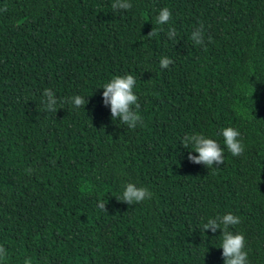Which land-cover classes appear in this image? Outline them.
Wrapping results in <instances>:
<instances>
[{
    "label": "trees",
    "instance_id": "1",
    "mask_svg": "<svg viewBox=\"0 0 264 264\" xmlns=\"http://www.w3.org/2000/svg\"><path fill=\"white\" fill-rule=\"evenodd\" d=\"M114 2L0 0V264H224L222 230L203 225L228 213L248 264H264V0ZM128 74L135 129L102 97ZM76 95L85 107L67 103ZM227 127L241 133L239 157ZM196 134L220 145L222 165L188 160L198 153L181 143ZM128 183L152 197L119 201Z\"/></svg>",
    "mask_w": 264,
    "mask_h": 264
},
{
    "label": "clouds",
    "instance_id": "2",
    "mask_svg": "<svg viewBox=\"0 0 264 264\" xmlns=\"http://www.w3.org/2000/svg\"><path fill=\"white\" fill-rule=\"evenodd\" d=\"M114 10H129L132 8V4L129 0H115L112 4ZM171 12L167 7L162 8L156 17V23L158 25H164L171 19ZM204 28L201 25L194 30L190 39L195 45L204 44ZM156 35V30L152 29L147 36L149 38ZM169 38H175V29H170L168 32ZM211 38L209 37V41ZM160 67L167 69L173 61L168 57H163L160 60ZM136 85V79L133 75L128 74L125 76H116L110 82L105 83L101 88L103 89L102 97L105 106H110L111 119H119L120 123L126 125L129 129H135L138 124L142 125V117L138 113L140 104L138 103V97L134 94V86ZM43 96L45 97L46 108L48 111L57 112L58 100L55 93L51 89H44ZM67 103L73 107H85L87 101L80 95H76L67 99ZM223 142L227 146L228 151L234 157L241 156L245 147L240 139L241 133L233 128L227 127L222 130L221 133ZM192 143L194 151L198 155H192L191 152L188 155V160L194 164H203L207 168L212 166L219 167L224 163L223 149L213 139L206 138L203 134H196L186 136L182 145L188 148V144ZM152 193L146 187H137L133 183H128L125 186L123 195L119 198L128 205L134 203H140L145 199H150ZM99 209L106 211V204L98 203ZM240 217L231 213L223 216H217L214 219H209L207 223L203 225L204 231L211 230L215 233L218 229L222 230L221 246L222 256L224 258V264H248V252L246 248L245 236L242 233L234 234L229 230L230 226L239 224ZM7 252L3 246H0V261L6 258ZM24 264H31L30 259H26Z\"/></svg>",
    "mask_w": 264,
    "mask_h": 264
}]
</instances>
